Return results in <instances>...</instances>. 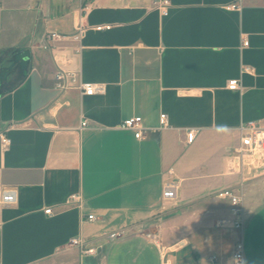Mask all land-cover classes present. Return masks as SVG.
<instances>
[{
	"label": "crops",
	"instance_id": "0c3cea01",
	"mask_svg": "<svg viewBox=\"0 0 264 264\" xmlns=\"http://www.w3.org/2000/svg\"><path fill=\"white\" fill-rule=\"evenodd\" d=\"M60 68L105 91L59 88ZM132 116L141 139L120 127ZM249 122L264 127V0H170L167 14L153 0H0V196L17 192L0 203V264H232L237 240L244 264H264V164L252 177L234 159ZM171 179L179 196L163 207ZM226 188L242 196L243 225L212 231L217 215L192 206Z\"/></svg>",
	"mask_w": 264,
	"mask_h": 264
},
{
	"label": "built area",
	"instance_id": "2783aa9c",
	"mask_svg": "<svg viewBox=\"0 0 264 264\" xmlns=\"http://www.w3.org/2000/svg\"><path fill=\"white\" fill-rule=\"evenodd\" d=\"M242 0H238L241 2ZM153 5L160 9L163 14H167L168 6L170 5V0H153ZM238 5L233 4L232 7H236ZM87 26H85L80 20L77 25V35H81L86 30ZM96 30L102 29H110V24H102L94 26ZM61 35L56 32H50L46 35V39L49 41H54L58 39ZM243 45H248L247 41H243ZM243 72L248 71V66H243ZM68 77L71 78V82L68 81ZM57 86L59 88H68V87H77L82 94L85 95H93L97 93H103L105 91V87L103 85L94 84L90 82H82L77 81L74 83V74L69 72L63 68H60L56 73ZM227 88L229 90H240L242 89L241 82L238 78L230 79L227 83ZM88 121L83 120L81 122V127L87 126ZM159 125L162 128H166L169 126L168 116L166 113H161L159 115ZM120 127L122 129L132 130L134 132V136L138 139L143 138L146 128L143 125V120L141 116H132L126 118L121 123ZM264 132V127L255 122H249L248 124H244L240 127L239 135H240V143L239 146L235 149L234 159L237 160V164L235 166L238 168L246 167L247 169H251L253 167H260L263 164L258 163L259 160L255 159V153L260 148L263 140H260L257 132ZM1 141L3 146H8L10 144V139L0 134ZM195 136V130H188L186 132L187 142H192ZM250 160V161H248ZM180 184L177 180L171 179L164 182L162 186V194H161V203L162 206L165 207L169 203L174 202L179 196ZM218 197L226 199L230 203V215L225 218L222 222L226 225L230 226L233 229H239L243 225V216L241 209L242 196L236 193L232 189H223L218 193ZM17 201V192L15 189H6L3 190L0 196V203L4 206L15 204ZM68 202H77L80 206L83 205V201L79 194H72L68 198ZM46 213H51L52 209L48 208L45 210ZM87 220L96 219L93 214H88L86 217ZM121 232H112L109 237L111 239H115L120 236ZM70 245L73 247H77L80 249V252L84 255H93L96 253L97 248L89 244V242L85 241L81 236L73 237L70 240ZM216 257L212 256L211 260L215 261ZM232 264H244V245L241 240H237L233 247L232 252Z\"/></svg>",
	"mask_w": 264,
	"mask_h": 264
},
{
	"label": "rangeland",
	"instance_id": "374dc122",
	"mask_svg": "<svg viewBox=\"0 0 264 264\" xmlns=\"http://www.w3.org/2000/svg\"><path fill=\"white\" fill-rule=\"evenodd\" d=\"M259 150V148H258ZM260 164H263V163H260ZM251 173L249 174L250 176L252 177H255V168L253 166H251ZM194 206L192 207H199V208H202L203 211L206 213V214H211V215H217V216H214L213 219H215V225L213 226H210L208 227L209 229H211L212 231H218L223 229V228H227L228 225H226L225 223H223L222 221L226 218V213L229 212V208H230V204L226 201V200H223V199H219L217 196H213L211 200H206V201H199V202H196L195 204H193ZM191 207V206H190ZM195 207V208H196ZM193 208V209H195ZM191 208V210H193ZM207 209H210V212H207ZM175 223H179V219L178 217L174 218V224ZM212 231H207L203 234V236L205 237H209L211 236L212 234ZM220 233H217L216 235L220 236V238H223V243H222V247H221V251L224 252V255L230 251V247L227 246V242L225 240L226 238V234H221L223 235V237L221 235H219ZM157 235L159 236V240L161 243H170L171 244V247L173 250L175 249H179L180 248V242H181V238L179 239L178 236H176L174 239H171L170 241L168 240L169 238H164L162 234L158 233L157 232Z\"/></svg>",
	"mask_w": 264,
	"mask_h": 264
},
{
	"label": "bare ground",
	"instance_id": "6f19581e",
	"mask_svg": "<svg viewBox=\"0 0 264 264\" xmlns=\"http://www.w3.org/2000/svg\"><path fill=\"white\" fill-rule=\"evenodd\" d=\"M257 134H258L260 140H263L262 144L260 145L259 150L255 153V159L256 160L258 159L259 160L258 163H260V159H263V161H264V132L259 131V132H257ZM248 161H250V160H248ZM235 163L237 164L236 159H235Z\"/></svg>",
	"mask_w": 264,
	"mask_h": 264
}]
</instances>
